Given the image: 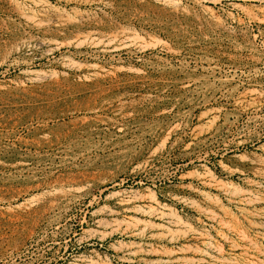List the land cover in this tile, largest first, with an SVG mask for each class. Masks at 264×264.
Listing matches in <instances>:
<instances>
[{
	"label": "rangeland",
	"instance_id": "rangeland-1",
	"mask_svg": "<svg viewBox=\"0 0 264 264\" xmlns=\"http://www.w3.org/2000/svg\"><path fill=\"white\" fill-rule=\"evenodd\" d=\"M0 264H264V0H0Z\"/></svg>",
	"mask_w": 264,
	"mask_h": 264
}]
</instances>
